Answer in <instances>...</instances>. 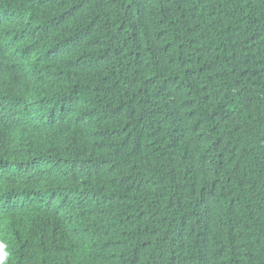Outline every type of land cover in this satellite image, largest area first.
Here are the masks:
<instances>
[{"label": "trees", "instance_id": "trees-1", "mask_svg": "<svg viewBox=\"0 0 264 264\" xmlns=\"http://www.w3.org/2000/svg\"><path fill=\"white\" fill-rule=\"evenodd\" d=\"M0 264H264V0H0Z\"/></svg>", "mask_w": 264, "mask_h": 264}, {"label": "bare ground", "instance_id": "bare-ground-1", "mask_svg": "<svg viewBox=\"0 0 264 264\" xmlns=\"http://www.w3.org/2000/svg\"><path fill=\"white\" fill-rule=\"evenodd\" d=\"M8 95V94H7ZM30 172V171H29ZM33 182V181H32ZM16 187V186H15ZM48 191V190H47Z\"/></svg>", "mask_w": 264, "mask_h": 264}]
</instances>
